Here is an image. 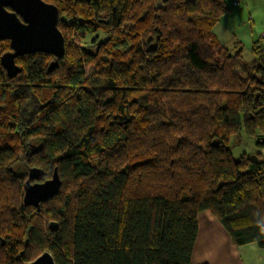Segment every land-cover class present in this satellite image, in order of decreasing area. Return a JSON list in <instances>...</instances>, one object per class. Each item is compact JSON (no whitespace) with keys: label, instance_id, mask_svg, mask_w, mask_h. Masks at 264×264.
I'll use <instances>...</instances> for the list:
<instances>
[{"label":"trees","instance_id":"16d2710c","mask_svg":"<svg viewBox=\"0 0 264 264\" xmlns=\"http://www.w3.org/2000/svg\"><path fill=\"white\" fill-rule=\"evenodd\" d=\"M44 1L64 57H20L14 79L0 62V264H192L205 211L264 248V154L231 146L264 150V38L248 62L215 34L241 0ZM16 162L57 169L40 210L14 197Z\"/></svg>","mask_w":264,"mask_h":264},{"label":"water","instance_id":"95a60500","mask_svg":"<svg viewBox=\"0 0 264 264\" xmlns=\"http://www.w3.org/2000/svg\"><path fill=\"white\" fill-rule=\"evenodd\" d=\"M59 9L44 0H0V42L9 41L10 51L0 57V62L10 79L22 73L17 59L26 55L43 53L61 60L65 55V38L59 30ZM58 67V61L50 64L48 72ZM46 173L30 168L25 181V207L40 210L42 203L59 194L62 182L57 169L52 178L42 181ZM50 229L56 231L57 223ZM4 244V242H3ZM28 264H57L50 252H45Z\"/></svg>","mask_w":264,"mask_h":264},{"label":"crops","instance_id":"0c3cea01","mask_svg":"<svg viewBox=\"0 0 264 264\" xmlns=\"http://www.w3.org/2000/svg\"><path fill=\"white\" fill-rule=\"evenodd\" d=\"M217 26L218 28L221 26L223 30L230 33L233 46L236 42L242 44L235 36L244 26V23L239 22L237 13L227 14ZM215 34L219 42L226 46L216 31ZM198 221L199 234L194 247L192 264H264V248H260L257 244L237 246L222 224L210 212H202Z\"/></svg>","mask_w":264,"mask_h":264},{"label":"rangeland","instance_id":"374dc122","mask_svg":"<svg viewBox=\"0 0 264 264\" xmlns=\"http://www.w3.org/2000/svg\"><path fill=\"white\" fill-rule=\"evenodd\" d=\"M231 2L232 0H229V3ZM232 12L237 13L238 20L241 24L244 23V26L240 30L237 31V34L235 36L242 43L241 47L244 52L243 53L244 59L247 60L248 62H251L255 59L252 53L253 41L258 38H264V1L263 0H241V7H239L238 9L233 8ZM215 29L221 41H223L226 44V46H228V48H234V46L231 43V37L229 35L230 33H227V31L223 30L221 26H219V28L217 26ZM69 39L70 41H77L75 33H72L69 36ZM6 42H8V44ZM261 42L264 46V40L261 39ZM0 43H1L0 44V57H1L5 52H8V50H10V48L7 49V45H9L10 47V42L3 41ZM17 82L20 84V83H23V80H21V78H18L16 79V81H14V84ZM242 136H243L242 142L239 145H236L234 140H232L231 142L232 154L235 159H239L244 154H255V153L264 154V150L257 147L256 138L246 136L244 132H242ZM4 145H9L12 148L18 147V143H16L13 140L11 142L5 143ZM18 158L20 159L23 158V154L18 155ZM12 163L13 162H11L10 164ZM11 167H15V171H14L15 174L14 173H11V174L12 176L15 177L16 180L19 181V179H21V177H23L22 175L24 174L25 176H27L26 174L27 167H25L23 164L16 162ZM26 180H27L26 178L24 180H21L22 190L19 187H15V190H14V197L20 196V193H21L22 203L24 200V193H25L24 184ZM42 181H44V179ZM16 201L17 200L15 199V202ZM18 212H20V210Z\"/></svg>","mask_w":264,"mask_h":264},{"label":"flooded vegetation","instance_id":"af4514ba","mask_svg":"<svg viewBox=\"0 0 264 264\" xmlns=\"http://www.w3.org/2000/svg\"><path fill=\"white\" fill-rule=\"evenodd\" d=\"M6 147L9 148L10 146H9V145H6ZM10 148H12V147H10ZM14 171H15V167H11V168H10V172L14 173ZM28 173H29V168H27V173H26L27 176H26V179L28 178ZM14 174H15V173H14ZM44 181H45V180H44ZM40 182H41V181H40ZM42 182H43V181H42Z\"/></svg>","mask_w":264,"mask_h":264},{"label":"built area","instance_id":"2783aa9c","mask_svg":"<svg viewBox=\"0 0 264 264\" xmlns=\"http://www.w3.org/2000/svg\"><path fill=\"white\" fill-rule=\"evenodd\" d=\"M238 4V3H235V5Z\"/></svg>","mask_w":264,"mask_h":264}]
</instances>
